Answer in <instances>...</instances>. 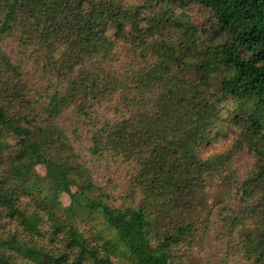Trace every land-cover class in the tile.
<instances>
[{"label":"trees","instance_id":"obj_1","mask_svg":"<svg viewBox=\"0 0 264 264\" xmlns=\"http://www.w3.org/2000/svg\"><path fill=\"white\" fill-rule=\"evenodd\" d=\"M0 264H264V0H0Z\"/></svg>","mask_w":264,"mask_h":264},{"label":"rangeland","instance_id":"obj_2","mask_svg":"<svg viewBox=\"0 0 264 264\" xmlns=\"http://www.w3.org/2000/svg\"><path fill=\"white\" fill-rule=\"evenodd\" d=\"M188 14L191 16L192 20L194 22H201V21H205L206 18H207V14L202 11L201 9H199L198 7H191V9L189 10ZM5 50L11 54L10 52V49L8 48H5ZM230 143V139L229 141H225L221 144L220 146V149H225ZM245 158H249L248 155L244 154V153H241L239 156H238V160H237V168H238V172H239V175L242 177L244 176V174L247 172V167H248V161L245 159ZM37 172L40 176H44L45 173H44V169L41 168V167H38L37 168ZM60 201L62 203L63 206H68L69 203H70V200H69V197L66 196V195H62L61 198H60ZM211 249H212V253L213 254H217L218 253V248H219V244L218 242H214L211 240ZM214 257H210V260L211 261H214L213 260Z\"/></svg>","mask_w":264,"mask_h":264}]
</instances>
